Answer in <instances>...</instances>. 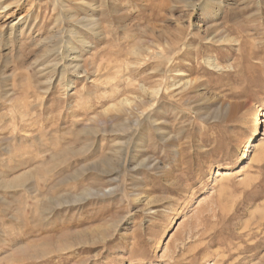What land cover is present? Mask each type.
Instances as JSON below:
<instances>
[{
	"label": "rangeland",
	"instance_id": "374dc122",
	"mask_svg": "<svg viewBox=\"0 0 264 264\" xmlns=\"http://www.w3.org/2000/svg\"><path fill=\"white\" fill-rule=\"evenodd\" d=\"M263 114L264 0H0V264H264Z\"/></svg>",
	"mask_w": 264,
	"mask_h": 264
},
{
	"label": "bare ground",
	"instance_id": "6f19581e",
	"mask_svg": "<svg viewBox=\"0 0 264 264\" xmlns=\"http://www.w3.org/2000/svg\"><path fill=\"white\" fill-rule=\"evenodd\" d=\"M17 3V2H16ZM17 8V7H16ZM3 10H9L10 9V5H7L6 7L2 8ZM26 17V16H25ZM25 23V22H24ZM12 26V25H11ZM10 26V27H11ZM14 27L12 26V29ZM13 31V30H12ZM188 83V82H187ZM185 86V85H184ZM140 91H142L145 95L148 94L150 96V98L154 99V98H157L160 94V89H156V90H152V91H148L149 89H146L144 86H141V88H139ZM182 89V88H181ZM143 95V94H142ZM129 97V96H128ZM128 97L124 98L121 100L120 102V105L122 108H130L131 110H138V106L136 104V101H131ZM145 97V96H144ZM148 98V97H147ZM139 103H144L142 99L139 100ZM154 105V104H153ZM120 108V107H119ZM151 108V107H150ZM129 112V111H127ZM128 114V113H127ZM139 116V115H138ZM262 117H264V114L262 115ZM260 121H262L260 119ZM259 125H260V122H259ZM255 146V145H253ZM252 146V147H253ZM264 221V218H261V221L257 222L256 223V226H257V229H259L261 226H262V222ZM264 224V223H263ZM247 228V227H245ZM250 233L245 235V237H250ZM255 235H251V237H254ZM261 245L263 246V243L262 242H259L257 244H253L252 246L248 247V250H257L261 247Z\"/></svg>",
	"mask_w": 264,
	"mask_h": 264
}]
</instances>
